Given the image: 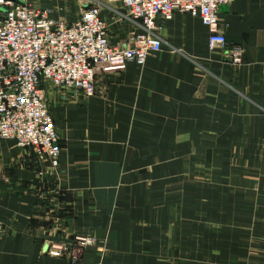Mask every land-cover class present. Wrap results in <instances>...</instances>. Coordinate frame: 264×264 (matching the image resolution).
Instances as JSON below:
<instances>
[{
  "label": "crops",
  "instance_id": "crops-1",
  "mask_svg": "<svg viewBox=\"0 0 264 264\" xmlns=\"http://www.w3.org/2000/svg\"><path fill=\"white\" fill-rule=\"evenodd\" d=\"M26 1L67 22L97 1L112 44L139 30L122 0ZM218 16L240 64L176 11L93 96L45 84L59 164L0 139V264H70L47 250L77 235L80 264H264V0Z\"/></svg>",
  "mask_w": 264,
  "mask_h": 264
},
{
  "label": "built area",
  "instance_id": "built-area-1",
  "mask_svg": "<svg viewBox=\"0 0 264 264\" xmlns=\"http://www.w3.org/2000/svg\"><path fill=\"white\" fill-rule=\"evenodd\" d=\"M232 1L122 0L124 16L139 30L124 45H116L110 42L98 3L67 22L26 0H0V139L14 140L16 147L31 149L57 167L59 138L45 84L93 96L97 71L121 72L130 63L142 66L150 53L160 51L161 22L176 11L197 17L208 30L209 48L230 49L231 62L240 64L243 47L229 44L219 26V6ZM93 241L77 235L47 252L66 254L70 264H80Z\"/></svg>",
  "mask_w": 264,
  "mask_h": 264
},
{
  "label": "rangeland",
  "instance_id": "rangeland-1",
  "mask_svg": "<svg viewBox=\"0 0 264 264\" xmlns=\"http://www.w3.org/2000/svg\"><path fill=\"white\" fill-rule=\"evenodd\" d=\"M94 3H98V2L96 1V2H94ZM130 38H131V36H129L126 40H127V41L130 40Z\"/></svg>",
  "mask_w": 264,
  "mask_h": 264
}]
</instances>
